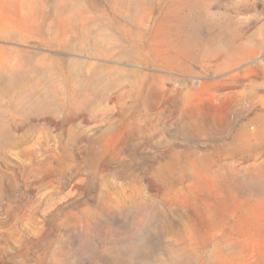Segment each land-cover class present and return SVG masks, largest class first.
<instances>
[{"label":"rangeland","instance_id":"374dc122","mask_svg":"<svg viewBox=\"0 0 264 264\" xmlns=\"http://www.w3.org/2000/svg\"><path fill=\"white\" fill-rule=\"evenodd\" d=\"M0 264H264V0H0Z\"/></svg>","mask_w":264,"mask_h":264},{"label":"bare ground","instance_id":"6f19581e","mask_svg":"<svg viewBox=\"0 0 264 264\" xmlns=\"http://www.w3.org/2000/svg\"><path fill=\"white\" fill-rule=\"evenodd\" d=\"M210 15L211 13L209 11L205 10V12H202L198 10L196 5H194L192 8H189L187 14L179 16L178 24L180 25L179 27L183 28V31L180 38L174 39V45L175 48L179 50V53L184 56L182 58L191 60L202 58V60H205L204 58L210 57L211 54L213 55L218 52L220 54L234 52L239 48L237 42L241 38L234 37L232 31H230V27L227 31L223 29L219 30L213 38L206 39L207 37H201L199 32L202 29L201 27H203V21H205L206 17ZM228 24H231V21H228ZM257 45L258 40L256 39L253 41V47H256Z\"/></svg>","mask_w":264,"mask_h":264}]
</instances>
